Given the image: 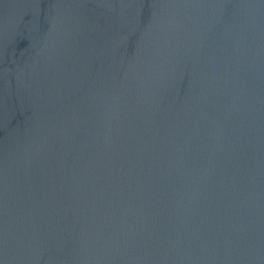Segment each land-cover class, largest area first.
<instances>
[{
  "label": "water",
  "instance_id": "obj_1",
  "mask_svg": "<svg viewBox=\"0 0 264 264\" xmlns=\"http://www.w3.org/2000/svg\"><path fill=\"white\" fill-rule=\"evenodd\" d=\"M0 264H264V0H0Z\"/></svg>",
  "mask_w": 264,
  "mask_h": 264
}]
</instances>
